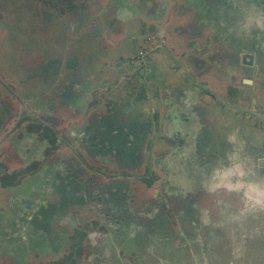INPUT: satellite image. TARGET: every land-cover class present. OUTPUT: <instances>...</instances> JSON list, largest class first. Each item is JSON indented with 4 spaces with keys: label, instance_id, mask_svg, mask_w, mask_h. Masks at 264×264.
Wrapping results in <instances>:
<instances>
[{
    "label": "crops",
    "instance_id": "obj_1",
    "mask_svg": "<svg viewBox=\"0 0 264 264\" xmlns=\"http://www.w3.org/2000/svg\"><path fill=\"white\" fill-rule=\"evenodd\" d=\"M234 152L264 177V0H0V264H196L209 222L264 238L210 190Z\"/></svg>",
    "mask_w": 264,
    "mask_h": 264
},
{
    "label": "rangeland",
    "instance_id": "obj_2",
    "mask_svg": "<svg viewBox=\"0 0 264 264\" xmlns=\"http://www.w3.org/2000/svg\"><path fill=\"white\" fill-rule=\"evenodd\" d=\"M61 33L64 34L63 47L65 50H68L71 33H74V31L73 30L71 31L70 29L66 28L65 30H62ZM49 50L52 51L50 47ZM234 223L235 224L233 228L236 231L235 234L239 231H243L241 233L259 231L260 225H261L260 229H262V224L257 221L251 223H239V222H234ZM232 226L233 223H228V222H224V223L209 222L204 230L203 244L201 241L200 243H196V241H194L193 238H190V242L186 241V239L183 240L186 241L185 246L188 249H190L191 246L197 249L195 250L197 254H194V251L192 250V256L196 264H245L244 262L248 261L245 260L246 257L245 251L247 245L251 243L250 246L252 249H254L255 247H259V244L264 245V238H260V237H256L255 239L253 238L252 241L241 237L233 239L232 237L229 236V235H233L234 232L232 230L233 229ZM100 242L101 241L99 240L92 242V246L96 248L98 251L100 249L98 247Z\"/></svg>",
    "mask_w": 264,
    "mask_h": 264
},
{
    "label": "clouds",
    "instance_id": "obj_3",
    "mask_svg": "<svg viewBox=\"0 0 264 264\" xmlns=\"http://www.w3.org/2000/svg\"><path fill=\"white\" fill-rule=\"evenodd\" d=\"M229 141L234 143L236 136H230ZM246 163L238 152H234L229 155L228 164L214 169L212 173L211 191L226 188L230 192L242 193L244 209L235 219L264 212V177L247 169Z\"/></svg>",
    "mask_w": 264,
    "mask_h": 264
},
{
    "label": "built area",
    "instance_id": "obj_4",
    "mask_svg": "<svg viewBox=\"0 0 264 264\" xmlns=\"http://www.w3.org/2000/svg\"><path fill=\"white\" fill-rule=\"evenodd\" d=\"M163 46L162 40L158 34H150L144 38L143 45L137 50L133 57L129 58L131 65L136 67L138 72L147 71L149 54L154 48H160Z\"/></svg>",
    "mask_w": 264,
    "mask_h": 264
},
{
    "label": "water",
    "instance_id": "obj_5",
    "mask_svg": "<svg viewBox=\"0 0 264 264\" xmlns=\"http://www.w3.org/2000/svg\"><path fill=\"white\" fill-rule=\"evenodd\" d=\"M242 63L245 64L246 67H243V74L245 76H250L253 73L254 68L256 67V64L254 63V54L250 52L244 51L242 54ZM236 69L239 68V66H235Z\"/></svg>",
    "mask_w": 264,
    "mask_h": 264
},
{
    "label": "flooded vegetation",
    "instance_id": "obj_6",
    "mask_svg": "<svg viewBox=\"0 0 264 264\" xmlns=\"http://www.w3.org/2000/svg\"><path fill=\"white\" fill-rule=\"evenodd\" d=\"M148 67V66H147Z\"/></svg>",
    "mask_w": 264,
    "mask_h": 264
}]
</instances>
